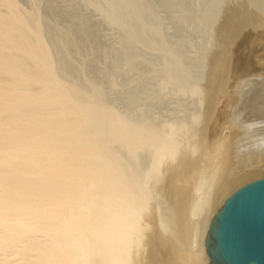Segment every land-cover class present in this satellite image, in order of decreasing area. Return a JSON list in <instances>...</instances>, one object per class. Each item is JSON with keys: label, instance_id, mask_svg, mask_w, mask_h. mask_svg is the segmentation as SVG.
<instances>
[{"label": "bare ground", "instance_id": "1", "mask_svg": "<svg viewBox=\"0 0 264 264\" xmlns=\"http://www.w3.org/2000/svg\"><path fill=\"white\" fill-rule=\"evenodd\" d=\"M107 3L113 8L111 21L130 12L125 19L127 37L135 42L131 24L138 2ZM238 16L228 17L223 26L234 30V62L231 68L229 61L221 66L214 57L215 68L202 94L200 134L180 151L170 128L162 138L154 128L113 112L98 86L85 91L68 80L71 66L55 64L51 48L56 40L53 35L46 38L38 12L22 10L16 0H0V264H129L132 244L142 243L146 225H140V214L150 200L133 163L148 149L154 173L164 159L179 153L177 165L166 170L187 184L181 196L187 208L181 218L187 221L178 226L181 233L173 241L195 239L191 246L183 240L188 244L182 251L180 242L177 248L173 244V255L176 264H199L201 254L193 252L202 234L196 228L200 209L212 208L238 179L264 169V54L256 55V43L249 40L264 34V9L246 15L237 26ZM85 25L80 20L79 39L90 35ZM76 41L70 29L64 32L63 55ZM178 83L177 93L184 94L185 81ZM115 144L127 152L129 163L117 155ZM192 211L198 216L187 214ZM187 215L199 218L197 226ZM167 227L166 232L173 230Z\"/></svg>", "mask_w": 264, "mask_h": 264}, {"label": "rangeland", "instance_id": "2", "mask_svg": "<svg viewBox=\"0 0 264 264\" xmlns=\"http://www.w3.org/2000/svg\"><path fill=\"white\" fill-rule=\"evenodd\" d=\"M16 2L26 12H38L43 20L46 38L50 39L51 35L54 36L56 41L51 51L54 54L55 64L67 62V66H71L72 70L67 74L68 80L79 83L85 91H89L91 85L98 86L101 99L113 112L129 122L154 128L162 138L167 136L170 128L171 138L179 143L180 151L189 148L193 141L197 140H194L195 135L200 134L201 125L198 117L204 107L202 94L208 88V78L215 68L214 57H218L221 66L229 61L228 65L231 68L234 62L232 56L234 45L230 42L234 30L223 28L226 19L238 13L240 15L236 22L238 26L243 20L248 19L250 13L257 12L258 8L264 9L261 0H136L139 6L135 11V21L131 24L132 28H135V42H132L127 37L130 28L125 22L130 12H126L118 21H111L110 14L113 8L108 6L107 0H16ZM80 20L86 22L85 29L87 34H90L86 39L77 37ZM69 29L76 36L77 41L67 54L63 55L62 40L64 32ZM263 35L249 38L256 43V55L261 51L259 55L264 54ZM182 80L185 81V93L178 94V82ZM113 147L124 161L130 160L124 149L116 144ZM178 156L179 153L173 159H164L157 173L153 172L154 163L149 149L139 152L133 163L134 170H137L144 181L143 188L150 200L146 210L140 214L142 217L140 225L142 227L143 224L146 225V229L145 226L143 227L144 233H141L142 243L140 241V247L135 243L132 244L129 264H176L173 244L177 246L180 242L178 249L185 244L187 247L188 243L183 242L186 238L182 241L179 239L177 244L174 243L175 240L173 241L178 232L181 233L179 227L187 221L181 218V214L187 212L181 199L183 188L185 185L187 187V184L185 182L183 184L182 180L179 181L180 176H175L166 170L169 165H177ZM263 170L261 169V172L255 170L238 179L231 189L218 198L215 206L212 208L205 206V211L208 209V212L202 210L203 208L200 211L195 210L197 213L199 211L201 215L198 214L202 217L197 213L195 215V211H192V215L191 212L187 213L189 216L201 218L190 217L191 221L192 218L195 219L192 221L194 226H197L199 223L197 220H200L198 225L201 229L196 228L197 232L202 231L201 238L197 237L199 233L196 229L197 235L195 233L193 235L200 238V243L198 245L196 238L197 247L193 244L191 248V250L193 246L197 248L193 250L195 256L201 254L197 258L199 264L209 263L203 243L214 213L235 190L255 179L263 178ZM202 186L200 192L204 193L202 188L206 190L205 183ZM201 210L203 214L204 212L208 214H204V217ZM154 211L158 216L160 214L159 218ZM203 217L205 219L202 222ZM153 218L160 220L158 222L164 220L161 222L163 224L156 220L153 223ZM187 218L190 220L188 215ZM171 222L174 225L179 224L176 225L179 227L176 228ZM166 226L173 228L174 231L167 227L166 230L170 231L166 232L164 229ZM158 235L164 240L158 239ZM168 239L172 241L168 243ZM187 239L190 245L195 238L189 236ZM153 242L154 244L149 245ZM163 242L165 245L171 244L165 247L164 244L161 245ZM152 247L156 249H151ZM182 247L180 251L183 250ZM152 255L155 260L150 258Z\"/></svg>", "mask_w": 264, "mask_h": 264}, {"label": "water", "instance_id": "3", "mask_svg": "<svg viewBox=\"0 0 264 264\" xmlns=\"http://www.w3.org/2000/svg\"><path fill=\"white\" fill-rule=\"evenodd\" d=\"M209 264H264V177L235 190L211 218Z\"/></svg>", "mask_w": 264, "mask_h": 264}]
</instances>
